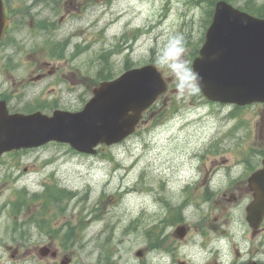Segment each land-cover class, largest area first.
I'll list each match as a JSON object with an SVG mask.
<instances>
[{
    "label": "rangeland",
    "instance_id": "obj_1",
    "mask_svg": "<svg viewBox=\"0 0 264 264\" xmlns=\"http://www.w3.org/2000/svg\"><path fill=\"white\" fill-rule=\"evenodd\" d=\"M33 1L39 0H29ZM244 1L230 3L239 6ZM67 2L75 3L74 12L67 16L68 10L62 5L60 28L49 32L37 29L33 33L30 31L34 29L27 30L23 24L24 30L11 29L19 45L16 70L44 69L43 62H49L47 68L54 66L55 76L65 75L71 80L72 85L67 81L73 87L70 92L65 89L54 95L65 108H77L82 99H88L103 56L108 58L113 78L125 65L156 63L167 39L180 35L185 46L184 60L190 64V53L200 46L206 29L202 0ZM39 4L42 8L38 15L28 13L24 17L28 27L37 23L44 11L49 16L53 13L43 0ZM55 40L68 43L59 60L47 52L48 44ZM159 68L169 78V89L144 114L135 132L121 142L102 146L93 155L50 142L1 160L0 214H9L7 201L16 198L17 190L25 188L29 196L42 193L45 184L56 185L74 194L66 198L69 202L55 218V225L64 230L65 222L73 226L84 222L72 247L59 246V250H72L74 264L102 261L103 250L111 253L112 264H178L181 259L202 264L204 250L215 247L225 252L239 250L240 255H245L249 248V231L243 220L246 194L240 191L237 201L227 202L219 190L226 178L223 172L238 169L236 140L253 130L258 133L263 109L235 110L208 102L197 93L178 97L176 78L166 66ZM106 71L108 68H103ZM220 167L225 170L214 176L215 168ZM199 174L211 177L213 194H208L206 181L194 183ZM166 203L175 209L180 206L182 222L168 224L163 220L168 216ZM6 221H0L2 238L9 236L4 234L9 224ZM179 224L188 226L181 239L173 234ZM29 229L38 244L48 241L39 235L35 225H29ZM156 233L160 234L158 242L166 239L160 247L171 243L173 254L165 252L167 248L152 247L150 239L154 236L149 235ZM138 249L144 250L143 257L135 255Z\"/></svg>",
    "mask_w": 264,
    "mask_h": 264
},
{
    "label": "water",
    "instance_id": "obj_2",
    "mask_svg": "<svg viewBox=\"0 0 264 264\" xmlns=\"http://www.w3.org/2000/svg\"><path fill=\"white\" fill-rule=\"evenodd\" d=\"M2 28L0 24V35ZM192 69L199 74L198 89L207 98L238 104L264 101V19L218 0ZM165 88L155 65L130 69L102 83L80 112L55 111L36 120L28 116L22 126L8 128L0 138V153L49 140L94 152L98 142L110 144L133 131L141 112ZM254 195L247 206L250 223L264 212V190H255ZM176 232L182 236L184 228Z\"/></svg>",
    "mask_w": 264,
    "mask_h": 264
},
{
    "label": "flooded vegetation",
    "instance_id": "obj_3",
    "mask_svg": "<svg viewBox=\"0 0 264 264\" xmlns=\"http://www.w3.org/2000/svg\"><path fill=\"white\" fill-rule=\"evenodd\" d=\"M47 7L53 10L49 16L44 11V16L39 15L40 22L31 25L25 24L24 17L28 14L27 11L18 12L14 6L15 0L11 7H6L5 16L8 22L5 33L0 40V110L5 109L9 114L17 112L29 113L32 111H47L49 106L55 103V98L50 96L53 87H48L49 83L59 84L61 77L53 78L51 81L44 82L45 79L52 77L55 71L52 68H47L48 63L43 62V70L35 71H16L13 67L15 54V39L9 35V29L12 27L30 29H55L60 18L57 13L61 7L60 0H50L45 2ZM17 11L21 17L19 18L12 11ZM33 15H38L37 11H33ZM30 22V21H29ZM24 24V27H23ZM35 26V27H33ZM19 45H16V49ZM57 82V83H56ZM56 89H58L56 87ZM255 106H264V104H255ZM15 151L6 152V156H11ZM242 158L244 163L241 168L235 173H226L222 188V195L227 202L237 200L241 195L236 194L237 190H245L249 199L251 193L249 192L248 176L257 168L261 166V159L264 157V124L259 125L258 133L253 132L252 135L244 137L242 140L236 141V150L234 151ZM228 192V193H227ZM29 204H50L48 200H27ZM59 200H54L58 203ZM35 213H41L44 219H50L54 214L48 215V205L46 208H40L39 205L30 206L29 209ZM22 223H12L7 229L11 233V239L8 245L0 246V264H74L72 252L65 253V250H56L54 244L48 242L45 244L46 250H38L39 246L32 244L25 240L27 236L23 232ZM250 229V249L246 250L245 255H240L238 250H228V254L220 253V261L226 264H264V216L259 225ZM61 229L49 230L48 226H42L39 232L41 234L50 235L51 238L56 239V235L61 233ZM67 234L75 236V227H67ZM14 241H13V240ZM27 244H30L29 246ZM55 249V250H54ZM205 264H212L218 254L215 250H205Z\"/></svg>",
    "mask_w": 264,
    "mask_h": 264
},
{
    "label": "clouds",
    "instance_id": "obj_4",
    "mask_svg": "<svg viewBox=\"0 0 264 264\" xmlns=\"http://www.w3.org/2000/svg\"><path fill=\"white\" fill-rule=\"evenodd\" d=\"M184 52L183 37L172 35L156 57L157 65L166 66L176 78L175 89L178 97L198 91L199 74L184 60Z\"/></svg>",
    "mask_w": 264,
    "mask_h": 264
},
{
    "label": "trees",
    "instance_id": "obj_5",
    "mask_svg": "<svg viewBox=\"0 0 264 264\" xmlns=\"http://www.w3.org/2000/svg\"><path fill=\"white\" fill-rule=\"evenodd\" d=\"M209 2V5L213 4V0H207ZM243 8L249 12L258 14L259 16H264V3L257 5L254 7V4H251L250 1H247L244 5ZM211 11L208 12V16H210Z\"/></svg>",
    "mask_w": 264,
    "mask_h": 264
},
{
    "label": "bare ground",
    "instance_id": "obj_6",
    "mask_svg": "<svg viewBox=\"0 0 264 264\" xmlns=\"http://www.w3.org/2000/svg\"><path fill=\"white\" fill-rule=\"evenodd\" d=\"M127 189V188H126Z\"/></svg>",
    "mask_w": 264,
    "mask_h": 264
}]
</instances>
